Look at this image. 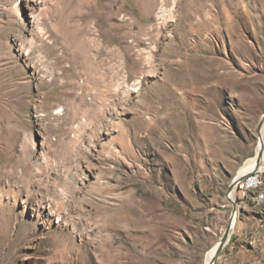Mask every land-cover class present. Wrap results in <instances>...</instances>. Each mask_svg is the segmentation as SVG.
Listing matches in <instances>:
<instances>
[{
  "label": "rangeland",
  "instance_id": "374dc122",
  "mask_svg": "<svg viewBox=\"0 0 264 264\" xmlns=\"http://www.w3.org/2000/svg\"><path fill=\"white\" fill-rule=\"evenodd\" d=\"M263 114L264 0H0V264H264Z\"/></svg>",
  "mask_w": 264,
  "mask_h": 264
},
{
  "label": "bare ground",
  "instance_id": "6f19581e",
  "mask_svg": "<svg viewBox=\"0 0 264 264\" xmlns=\"http://www.w3.org/2000/svg\"><path fill=\"white\" fill-rule=\"evenodd\" d=\"M259 139H260V142H259V148H258L259 150H258V153H259V151L261 149V146L264 145V128L261 131V137ZM258 153L256 154L255 157H253L252 159H250V167L245 168L239 174V176L236 178L237 181L240 180L243 176H245V174H247V173L249 174V169L254 168V167H255L254 169H256V168H259L260 166L263 165V162H264V154L261 157V162H262V165H261V162L259 164L257 163V161H258ZM253 170H251V171H253ZM234 189L237 191L236 185L231 188V191H230V194H229V198L230 199L231 198L233 199V197H234V194H235V190ZM261 191H264V181L263 180H259L258 182H251V183H249V186L246 187V197H247V195H249V193H253L254 194V197H255V192H261ZM256 200L259 203L264 202V198H262V199H256ZM232 202H235V201H232ZM236 214L233 215V218H232V226L235 225V222H236ZM219 246H220V241L214 247H212L209 250V252H208L209 256L206 257L205 264H212V260L214 258L213 256L216 255V252L219 249Z\"/></svg>",
  "mask_w": 264,
  "mask_h": 264
},
{
  "label": "water",
  "instance_id": "95a60500",
  "mask_svg": "<svg viewBox=\"0 0 264 264\" xmlns=\"http://www.w3.org/2000/svg\"><path fill=\"white\" fill-rule=\"evenodd\" d=\"M263 127H264V114H263V116H262V118H261V121H260V123H259V125H258V129H257V132H258V134H259V138L261 137V131H262ZM263 154H264V145L261 146V149H260V151H259V153H258V161H257L258 164L261 162V157L263 156ZM242 178H244V176H243ZM242 178H241V179H242ZM241 179H240V180H241ZM240 180L237 181V179H235V180L233 181V183L231 184V188H232L233 186H235V185L237 186V184H238V182H239ZM234 204H235V205H234V209H233V214H232V216H233L234 214L237 213L236 202H234ZM231 220H232V217H231V219H230V222H229V224H228V226H227V229H226L224 235H223L222 238H221L219 249L217 250L216 255L214 256V258H213V260H212V264H215V262H216V258L220 255L222 249H223L224 246L227 244V242H228V240H229V238H230V236H231V227H232V225H231V224H232V221H231Z\"/></svg>",
  "mask_w": 264,
  "mask_h": 264
},
{
  "label": "built area",
  "instance_id": "2783aa9c",
  "mask_svg": "<svg viewBox=\"0 0 264 264\" xmlns=\"http://www.w3.org/2000/svg\"><path fill=\"white\" fill-rule=\"evenodd\" d=\"M259 180L264 179L262 176L261 168H256L238 182L236 188L238 193L241 192L243 199H246V187L249 186V183L258 182ZM262 198H264V191L255 192V199Z\"/></svg>",
  "mask_w": 264,
  "mask_h": 264
},
{
  "label": "crops",
  "instance_id": "0c3cea01",
  "mask_svg": "<svg viewBox=\"0 0 264 264\" xmlns=\"http://www.w3.org/2000/svg\"><path fill=\"white\" fill-rule=\"evenodd\" d=\"M243 223V222H242ZM243 232V231H242Z\"/></svg>",
  "mask_w": 264,
  "mask_h": 264
}]
</instances>
